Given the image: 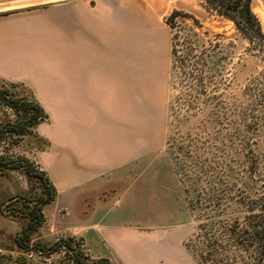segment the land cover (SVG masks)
I'll list each match as a JSON object with an SVG mask.
<instances>
[{
	"label": "crops",
	"instance_id": "1",
	"mask_svg": "<svg viewBox=\"0 0 264 264\" xmlns=\"http://www.w3.org/2000/svg\"><path fill=\"white\" fill-rule=\"evenodd\" d=\"M176 0H0V79L47 115L33 158L55 188L51 233L111 264H197L159 224ZM145 166V167H144ZM54 205L52 220L45 206Z\"/></svg>",
	"mask_w": 264,
	"mask_h": 264
},
{
	"label": "rangeland",
	"instance_id": "2",
	"mask_svg": "<svg viewBox=\"0 0 264 264\" xmlns=\"http://www.w3.org/2000/svg\"><path fill=\"white\" fill-rule=\"evenodd\" d=\"M176 5L174 10L181 15L174 19L173 28L168 24L171 35L176 32L183 38L184 29L191 30L203 39L220 41L224 50L210 95L199 92L198 85L194 99L182 93L176 73L172 87L168 77L166 144L154 155L159 172V224L186 221L190 228L188 247L199 253L194 234L203 218L202 205L193 203L204 198V186L217 183L216 192L233 196L264 182V46L251 41L232 21L210 9L205 0H176ZM251 8L264 33V0H251ZM4 86L14 94L29 95L20 84L5 82ZM15 118V110L0 103V120ZM39 143L33 129L16 143L3 138L0 151L34 163L33 153ZM41 194V180L28 175L23 167L0 173V264H68L70 258L62 255L61 246L47 254L48 248H56L58 240L71 237L51 233L46 217L29 241L46 253L35 248L24 250L15 242L26 221L18 211L27 210ZM53 210V204L45 206L49 220Z\"/></svg>",
	"mask_w": 264,
	"mask_h": 264
},
{
	"label": "trees",
	"instance_id": "3",
	"mask_svg": "<svg viewBox=\"0 0 264 264\" xmlns=\"http://www.w3.org/2000/svg\"><path fill=\"white\" fill-rule=\"evenodd\" d=\"M205 1L210 9L232 21L251 41L264 46V33L252 11L251 0ZM179 15H181L179 10L169 14L166 22L170 28H173L174 19ZM194 21L197 24V19ZM184 31L183 38L176 32H172L171 35L170 86L172 87V79L176 73L182 93L195 99V94L196 92L198 94L200 89H196V86L199 85L201 87L199 92L210 95L209 89L222 63L224 50L221 42L205 36L203 39L191 30ZM0 81L3 82L0 84V103L8 105L16 112L14 120H0V140L10 138L16 143L18 139L35 129L38 123L45 121L47 115L29 92L27 96L17 95L4 86L5 82L10 85L19 83L1 79ZM20 167H23L28 175L41 180L42 194L37 201L27 206V210L18 211L26 217V221L15 237V242L24 250L35 248L45 252L46 249L33 246L29 241L45 221L42 206L54 199L55 188L36 161L29 162L27 158L13 157L0 151V173ZM218 186L217 183L204 186V198L199 197L193 203L194 206L202 205L200 213L203 218L194 234L199 253L188 247V241H185V246L197 264H264V182L256 189H249L248 192L245 190L233 196L216 192L219 190ZM55 246L56 248H48L47 254L58 246H65L76 264H92L73 246L72 238H62ZM97 264L109 263L107 260H101Z\"/></svg>",
	"mask_w": 264,
	"mask_h": 264
},
{
	"label": "built area",
	"instance_id": "4",
	"mask_svg": "<svg viewBox=\"0 0 264 264\" xmlns=\"http://www.w3.org/2000/svg\"><path fill=\"white\" fill-rule=\"evenodd\" d=\"M75 244H76V246H75L76 249L79 252H81V254L83 255V257L88 262H90L92 264H97L99 261H101L100 259L90 258V256H91L90 255V251L87 248V246L85 245V243L83 242V240L77 238V239H75ZM61 253H62L63 256H68L70 258L68 264H76L75 261L73 260V258L70 257L69 250L65 246H62L61 247ZM108 263L111 264L109 261H108Z\"/></svg>",
	"mask_w": 264,
	"mask_h": 264
}]
</instances>
